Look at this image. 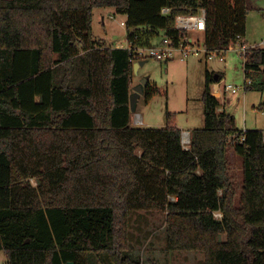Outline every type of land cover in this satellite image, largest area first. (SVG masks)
Returning a JSON list of instances; mask_svg holds the SVG:
<instances>
[{
  "label": "trees",
  "instance_id": "16d2710c",
  "mask_svg": "<svg viewBox=\"0 0 264 264\" xmlns=\"http://www.w3.org/2000/svg\"><path fill=\"white\" fill-rule=\"evenodd\" d=\"M96 8L127 16L130 48L95 37ZM200 8L207 58L244 42L249 13L261 10L256 0H0L7 264H89L91 255L159 264L129 254L137 212L165 215L170 251L202 253L203 264H264V131L240 130L219 110L213 86L222 75L206 71L204 127L191 131L189 149L171 113L165 127L131 124L133 50L156 43L161 31L179 43L176 17ZM244 70L245 90L264 91V46L248 52ZM161 94L148 83L147 101ZM231 150L243 163L239 204Z\"/></svg>",
  "mask_w": 264,
  "mask_h": 264
},
{
  "label": "rangeland",
  "instance_id": "374dc122",
  "mask_svg": "<svg viewBox=\"0 0 264 264\" xmlns=\"http://www.w3.org/2000/svg\"><path fill=\"white\" fill-rule=\"evenodd\" d=\"M260 11H251L247 18L248 46H263L264 40V0H256ZM104 16V22L102 19ZM113 16V18L111 17ZM127 16L117 13L113 8H96L93 16V33L97 39L103 40L107 45H119L121 48L128 45L127 28L121 25ZM194 39L200 40L201 53L181 58L179 53L167 62L158 61L155 58L144 60V64L133 74V88L141 84L144 79L152 82L161 89L162 94L147 101L145 94L140 95L136 110L133 113V121L136 114L145 116V125H153L161 128L167 124V114L175 116L176 125L182 131H192L204 127V105L202 96L205 89L206 71L221 74L222 81L218 84L224 89L227 85L241 88L238 93L230 91L218 96L221 105L226 106V112L236 118L237 127L244 130L264 129V114L251 107L252 101L262 97L258 91H246L244 57L240 55L239 44L233 48L216 54L213 58H207L204 47V37L200 32H191ZM164 32L155 38V42L162 41ZM110 42V43H109ZM223 58V60L221 59ZM135 66V64H134ZM132 88V91H133ZM247 93V95H246ZM247 120V121H246ZM134 123V122H133ZM160 125V126H159ZM259 127V128H257ZM231 162V174L234 177L237 188V204L243 187V163L234 150L229 153ZM36 186L37 182L32 180ZM216 218L222 219L220 212L215 213ZM165 215L153 212H137L134 214L133 234L136 240L129 254L146 262L155 260L159 264H203L204 255L198 252L170 251L167 248L164 233ZM140 240V242H138ZM223 239H226L223 236ZM110 264L104 255L96 257L91 255L89 264ZM0 264H7V257L0 254Z\"/></svg>",
  "mask_w": 264,
  "mask_h": 264
},
{
  "label": "built area",
  "instance_id": "2783aa9c",
  "mask_svg": "<svg viewBox=\"0 0 264 264\" xmlns=\"http://www.w3.org/2000/svg\"><path fill=\"white\" fill-rule=\"evenodd\" d=\"M171 9L164 8L162 10V13L164 15L170 14ZM206 15L207 11L205 8H200L198 13L195 15H187L182 14L178 15L176 17L175 23L176 28L180 31L182 34V39L179 43H175V41L168 36H164L162 41L154 43L151 46L146 47H137L133 50V57H134V64L140 63L148 58H155L158 61L167 62L172 60L176 53H179L181 55V58H188L190 55H199L201 53L200 48V40L194 39L190 34L191 32H200L204 36V32L206 31L207 25H206ZM113 18V16H111ZM121 25L126 27V21H122ZM239 52L240 55L244 57V62L246 60V56L248 55V52L255 48L256 46H248L245 42H242L239 44ZM204 49L207 57V48L204 44ZM126 48H130L129 42ZM226 52V51H223ZM223 52H220L218 54H222ZM217 53H212L209 55V58H213ZM223 60V58H221ZM248 84L252 83V80L247 81ZM218 86V92L222 93L223 91H230L232 93H238L240 90H242L239 87H236L234 85H227L224 87V89L220 88ZM245 89V86H244ZM220 110V108H219ZM135 122L137 125L143 124V119L140 114H136ZM182 144L186 149H189V146L191 144V132L190 131H183L182 132Z\"/></svg>",
  "mask_w": 264,
  "mask_h": 264
},
{
  "label": "crops",
  "instance_id": "0c3cea01",
  "mask_svg": "<svg viewBox=\"0 0 264 264\" xmlns=\"http://www.w3.org/2000/svg\"><path fill=\"white\" fill-rule=\"evenodd\" d=\"M102 19H103V22H104V16H102ZM244 42L245 43H248V39H247V37L245 36V38H244ZM110 43V42H109ZM110 46H114V47H117V48H121V46H119V45H111V43L109 44ZM263 46H264V40H263ZM263 46H261V47H263ZM123 48H126V46L125 47H123ZM220 83V82H219ZM219 83H216V84H214V86H213V92H214V94L215 95H217V96H221L222 94H224V93H226V91H223L222 93H220V92H218V84ZM254 91H258V92H261L262 93V97L259 99V100H257V101H252L251 102V107H253L255 110H257L256 108L260 105V104H262V103H264V91H259V90H254ZM132 93H133V91H132ZM246 95H247V93H246ZM139 99H140V97H139ZM139 99H138V102H139ZM137 102V103H138ZM225 107L226 106H224V105H221V107H220V111H226V109H225ZM259 111V110H258ZM263 114H264V112H262ZM141 115V114H140ZM233 115V114H232ZM142 116V119H143V124L142 125H137L136 124V122H135V120L133 121L132 119H133V115H132V119H131V124L133 125V126H136V127H147V128H155V126H153V125H151V124H149V125H145V116L142 114L141 115ZM247 121V120H246ZM134 122V123H133ZM160 126V125H159ZM166 126V125H165ZM165 126H162V127H165ZM248 125L246 124L245 126H244V130H248ZM257 128H259V127H257ZM182 130V129H181ZM256 130H262V131H264V129H256Z\"/></svg>",
  "mask_w": 264,
  "mask_h": 264
},
{
  "label": "water",
  "instance_id": "95a60500",
  "mask_svg": "<svg viewBox=\"0 0 264 264\" xmlns=\"http://www.w3.org/2000/svg\"><path fill=\"white\" fill-rule=\"evenodd\" d=\"M135 29H132L131 32L133 33ZM145 62L142 61L140 63H136L134 66V71L136 72L140 66H142ZM216 79H218V76L216 75ZM148 80L144 79L141 84L133 88V93L130 96V105H131V111L134 112L136 110V105L138 102V99L140 95L145 94V90L148 86Z\"/></svg>",
  "mask_w": 264,
  "mask_h": 264
}]
</instances>
